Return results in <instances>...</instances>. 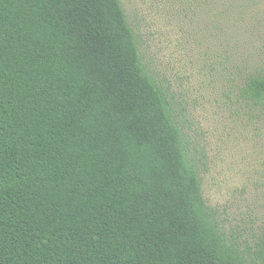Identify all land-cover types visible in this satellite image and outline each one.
Listing matches in <instances>:
<instances>
[{"label":"trees","instance_id":"trees-1","mask_svg":"<svg viewBox=\"0 0 264 264\" xmlns=\"http://www.w3.org/2000/svg\"><path fill=\"white\" fill-rule=\"evenodd\" d=\"M222 95L264 115V0H193ZM120 0H0V264H264L227 234Z\"/></svg>","mask_w":264,"mask_h":264},{"label":"rangeland","instance_id":"rangeland-1","mask_svg":"<svg viewBox=\"0 0 264 264\" xmlns=\"http://www.w3.org/2000/svg\"><path fill=\"white\" fill-rule=\"evenodd\" d=\"M148 70L173 94L202 194L227 234L264 226V115L222 95L216 50L193 0H120Z\"/></svg>","mask_w":264,"mask_h":264}]
</instances>
